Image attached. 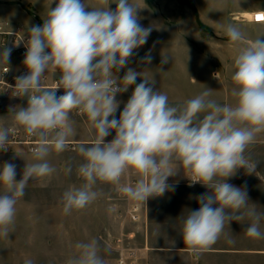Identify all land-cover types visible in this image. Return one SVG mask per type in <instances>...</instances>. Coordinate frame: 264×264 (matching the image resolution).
Returning a JSON list of instances; mask_svg holds the SVG:
<instances>
[{"label": "clouds", "instance_id": "obj_1", "mask_svg": "<svg viewBox=\"0 0 264 264\" xmlns=\"http://www.w3.org/2000/svg\"><path fill=\"white\" fill-rule=\"evenodd\" d=\"M53 2L55 7H50L43 25L28 29L23 61L28 74L17 77L15 85V96L27 97V106L15 112V123L40 142L32 149L35 162L25 165L19 181L14 164L5 162L0 167L4 189L0 194V232L9 234L16 204L25 195L29 180L51 176L55 171L46 157L66 149L68 138L75 134L70 113L77 110L86 115L95 140L79 147L84 163L78 173L85 183L63 193L65 214L84 209L97 199L93 190L97 181L119 184L123 176L134 173L139 180L119 190L146 203L169 190L168 178L182 169L189 186L199 183L210 190L197 197L199 209L188 212L183 222V242L192 253L210 250L225 222H239L246 214L255 217L246 234L260 238L259 219L264 212H242L248 207L247 192L226 181L238 169L249 174L255 171L245 152L257 134L264 132V40L258 37L244 44L246 36L240 28L229 24L225 29L230 46L238 47L231 76L234 106L208 99L209 91L183 106H171L166 94L153 90L154 80L143 77L136 84L141 74L132 68L122 79L113 72L126 67L134 50L147 42L152 31L139 23L136 5L130 0H113L115 10L107 6L87 11L90 6L84 0ZM150 51L142 61L151 63ZM10 53L11 49H5L0 55L7 61ZM162 63H167V56ZM55 69L60 71L58 86L43 88L45 74ZM133 84L134 91L117 119L116 96ZM58 88L64 89L59 97ZM112 131L114 138L105 142ZM9 137L7 129H0V150H7ZM76 248L79 255L68 264H104L97 241L78 243Z\"/></svg>", "mask_w": 264, "mask_h": 264}, {"label": "crops", "instance_id": "obj_2", "mask_svg": "<svg viewBox=\"0 0 264 264\" xmlns=\"http://www.w3.org/2000/svg\"><path fill=\"white\" fill-rule=\"evenodd\" d=\"M84 2L90 6L86 9L87 11H91V7L106 8L107 6L109 10H115L117 6L113 0H84ZM130 2L139 8L137 10L139 23L144 28H151L152 31L147 42L134 50L126 67L118 71L117 78L122 79L128 68L134 69L141 74L137 77L136 84H139L143 77L154 80L153 90L166 94L171 106H183L189 99L195 98L204 91L210 92L208 99L221 105L234 106L235 98L232 92L235 85L231 76L234 73L233 64L238 47L230 46L225 29L229 24L240 28L246 36L244 44L258 37L264 40V23L251 21L255 12H264V0H187L184 3L180 0H130ZM179 5L182 6L187 19L180 17L178 24L166 21L164 15L174 17L176 9H180L177 8ZM50 7H55L53 0H0V29L7 32L20 30L28 36L30 27L43 25V18H46ZM191 18L196 23L194 24L196 29L197 24L200 23L213 35L205 39L197 29L198 40H191V33L195 29L189 23ZM5 49H11V53L7 61L0 55V75L3 67H9L13 75L24 76L21 74L25 67L23 61L17 56L11 44H2L0 36V52ZM149 51L152 56L151 63L142 61ZM164 56H167V63H162ZM55 71L56 69L49 70L45 74L47 76L45 84H51L58 77ZM134 88L129 87L126 92L118 94L116 100L119 105L114 113L115 118L119 119L120 112ZM2 103L13 104V107L19 109L27 106V97L6 96L0 90V104ZM1 112L0 121L6 120L13 123L3 126L2 124L5 123L2 122L0 127L5 128L1 129L24 130L22 126L13 121L15 111L9 113L5 108H1ZM70 120L75 134L68 138L66 149L61 153L52 151L46 157L47 162L55 171L51 176L30 179L25 195L28 192L45 194L48 185L54 184V192L60 196V200L55 201L53 205L56 215L55 224L61 234L74 238L77 232L72 229L73 227L93 223L94 214L91 211L94 209V203L92 202L84 209L73 210L70 214H65L62 196L70 188H80L85 183L78 173L79 166L84 163L79 147L91 145L95 140V131L91 128L86 115H79L76 110L70 113ZM114 136L115 132L112 131L109 136L105 137V142L111 141ZM36 140L40 142L39 137H36ZM258 146L264 147V132L257 134L255 141L248 146L245 152L246 158L256 166L255 171L249 174L243 168L238 169L235 175L227 178L226 181L247 192L249 203L247 209H242V212H250L252 209H255L257 213L264 212V201L255 200L256 185L260 180L264 181V153L257 160L253 152ZM0 152H4L0 154V167L5 162L14 164L17 181L22 178L25 165L35 162L32 153L23 145H12L8 151ZM185 175L187 173L178 169L176 174L167 180V184L171 186L169 190L162 196L150 197L146 203L132 200L119 190L121 186L134 185L139 180L140 177L134 173L123 176L119 184L97 181V184L102 183L103 192L106 194L103 195L106 196V207L101 203L98 208L101 211L100 215L105 214L104 209L106 208V223L119 226L129 224L137 227V232L133 234H140L143 240L141 249L144 252H191L183 242L181 233L183 222L188 212L199 209L200 204L197 197L210 190L199 183L189 186L190 181ZM3 191V186H0V194H3ZM134 206L138 209L140 216L139 225L130 220ZM48 207L52 208L44 199L38 202L18 200L14 223L8 229V235L16 236L7 239L45 241ZM261 218L264 219V216ZM253 222H255V217L247 214L239 222L233 220L228 225L226 221L220 238L207 252H264V249L238 248L239 241L248 242L255 239L249 237L245 231L248 224ZM77 230L79 232V229ZM1 235H4L3 232H0V239H6ZM107 235L111 233L107 231ZM120 235L123 236L121 233ZM120 237L113 238L119 239ZM41 256L44 259L46 252H0V262H3V257H5L6 264H26L28 261L34 264L36 261L33 258L38 257L37 263L41 264Z\"/></svg>", "mask_w": 264, "mask_h": 264}, {"label": "rangeland", "instance_id": "obj_3", "mask_svg": "<svg viewBox=\"0 0 264 264\" xmlns=\"http://www.w3.org/2000/svg\"><path fill=\"white\" fill-rule=\"evenodd\" d=\"M180 1H182L181 3H184L187 0ZM177 8L180 9H176L174 13L175 15H173L174 17H172V15L167 16L166 14L164 15V19L169 23L174 24L179 23L180 17L186 20L187 16L186 13L183 12L182 6L179 5V7ZM191 19L189 23L191 27H193L196 23L193 22V19L191 21ZM197 29L205 39H209L213 35L207 28H205V26L201 25L200 23L197 24ZM197 29L195 28V31L193 30V32L191 33V40H198V34H196ZM176 37V39H178V35H176ZM114 74L118 75L119 73L115 71ZM135 86L136 84H133L129 87L134 88ZM13 106L14 105L10 103L0 104V114L2 113L1 108H5L6 112L9 113L19 110ZM15 112H13V119ZM2 122L5 123L2 124L3 126H7V124L9 123L13 124L12 121L7 122L6 120L0 121V124ZM3 126L0 127V129L5 128ZM253 152L256 159L259 160V158H261V154L264 153V147L258 146L253 150ZM2 153L4 152H0V154ZM263 184L264 181L260 180L256 185V201H264ZM93 190L98 193L97 199L93 201L94 209L91 211L92 214H94L92 218L93 223L88 225H80L76 228L73 227L72 229L76 230L77 232V235H75L74 238H71L69 235L61 234L59 232V228H57L58 226L55 224L56 215L55 210L53 209V205L55 201H58V199L60 200V196H58V194H55L54 184L48 185L45 194L41 193L39 195L38 192H28V194L20 199H26L29 202H38L40 199H44L46 200L48 205L52 206L51 209L50 207L47 208V238L45 241H19L7 239L12 238L16 235H1L6 239H0V252H46V256L44 257V259L42 258V256L40 258L41 264L43 260L44 264H68L69 260H72L79 255L80 250L76 248V245L78 243H87L95 240L98 243V254L104 260V264H116L117 254L114 250L116 246H120L126 250H134L139 256L138 259H140V264H264V252H205L200 255H196L192 252H144L143 249H141L143 240H141L140 234H133V232H137V227H133L129 224H123L122 226H119L117 224L112 225L106 223V208L104 209L105 214L103 216L100 215L101 211L98 210V208L101 203H103L106 207V196H103L106 194H104L103 192L104 186L102 185V183H96ZM261 217L259 219V230L262 233L261 237L255 238L254 240L248 242L239 241L238 248H254L256 250L264 249V219H262ZM70 228L71 227H69V229ZM77 229H79V232ZM107 231L108 233H111V235H107ZM141 231L142 230H140V233H142ZM120 233L123 234V236H121ZM115 236H121L119 238V242H117V238H113ZM3 259V262H0V264H6V258L3 257ZM33 259H35L36 262H34V264H36L38 261V257Z\"/></svg>", "mask_w": 264, "mask_h": 264}, {"label": "built area", "instance_id": "obj_4", "mask_svg": "<svg viewBox=\"0 0 264 264\" xmlns=\"http://www.w3.org/2000/svg\"><path fill=\"white\" fill-rule=\"evenodd\" d=\"M251 21L255 23H264V12H255L251 17ZM0 36L3 45L11 44L13 50H15L17 56L24 61L25 54L27 52L26 41L27 35L20 30L7 32L2 31L0 29ZM57 78L52 81L51 84H45L47 80V76L45 75L42 79V87L45 89H55L58 86V80L60 76V71L56 69ZM22 75L28 74V69L25 66L22 71ZM18 76L11 72L9 67H3L0 75V90L6 96H15L16 93V79ZM57 97L64 94V89L58 88L55 90ZM119 94V93H118ZM117 94V96H118ZM116 96V98H117ZM76 113L82 115V113L76 110ZM10 133L9 137V145L7 150H0V151H8L12 145H23L25 146L30 153H32L33 147H35L39 141L36 140V136H29L25 130L19 128H7ZM130 220L134 224L140 223V216L138 214V209L134 206L132 210V214L130 215ZM119 242L120 239H116ZM116 251V264H140V259H138V255L134 250L131 249H123L120 246H116L114 248Z\"/></svg>", "mask_w": 264, "mask_h": 264}]
</instances>
